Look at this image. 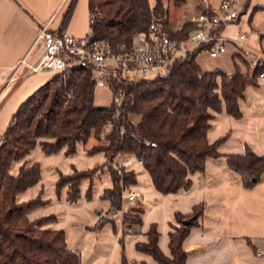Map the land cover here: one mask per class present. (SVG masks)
<instances>
[{
  "label": "trees",
  "instance_id": "1",
  "mask_svg": "<svg viewBox=\"0 0 264 264\" xmlns=\"http://www.w3.org/2000/svg\"><path fill=\"white\" fill-rule=\"evenodd\" d=\"M76 1L71 0L62 28L69 21ZM150 1L88 0L89 14L94 17L90 30L96 39L116 48L129 46L132 36L147 30L151 22L177 40L186 39L199 29L194 23H185L179 29L169 18L164 0H153L152 4ZM189 1L173 0V4L178 8ZM244 1L247 7L251 0ZM197 6L198 14L211 16L210 7ZM206 49L199 48L187 60L176 63L163 78L114 82L113 91L121 97L119 105L113 102L95 105V84L92 74L86 71L70 72L65 79L52 75L20 104L0 144V264H80V253L66 246L64 230L48 226L56 220L55 215L29 217L31 211L48 203L43 190L34 198L18 200L20 193L41 178L39 163L25 160L37 145L46 156L60 150L72 156L78 144L85 145L91 138L100 142V134L110 125L105 144L93 146L88 155H104L111 185L103 189L100 199L109 203L110 210H123L125 228L140 225L144 209L137 205L123 208V194L136 183V175L131 170H114L118 155H132L141 161L153 186L163 194L189 188V176L203 173L208 158L219 157L220 141L210 144L207 140L214 114L224 111L239 119V101L249 86H257L264 64L259 63L256 70L250 71L247 62L237 54L234 58L246 67V72L237 64L232 74L203 71L196 60ZM16 163L20 165L12 172ZM226 164L240 176L245 187L253 186L264 174V156L250 151L226 156ZM95 169L96 166L73 169L70 174L58 173L55 194L65 190L66 201L75 203L80 198L82 182L87 180L86 197L90 198L93 177L98 171ZM202 211L203 205L199 204L188 215L176 214L178 225H173L169 232V256L159 249V232L154 223L145 233L147 241L136 243V249L159 264H185L183 242ZM185 220H189L188 225L183 224ZM104 223L98 221L93 228ZM121 264L147 263L129 261L123 255Z\"/></svg>",
  "mask_w": 264,
  "mask_h": 264
},
{
  "label": "crops",
  "instance_id": "2",
  "mask_svg": "<svg viewBox=\"0 0 264 264\" xmlns=\"http://www.w3.org/2000/svg\"><path fill=\"white\" fill-rule=\"evenodd\" d=\"M207 1L208 7L221 2ZM70 3L71 0H0V143L20 104L52 77V74H35L23 78L19 74L8 84L14 64L27 53L37 32L48 22L51 29H60L74 37L89 32L88 0L76 1L69 21L62 28ZM259 8L264 10V6H257L254 11ZM228 25L222 30L224 37ZM241 33L244 32L229 40L238 39ZM254 50L264 54V47ZM35 52L39 51L29 55L28 62L36 59ZM236 53L233 48V59ZM239 110V119L224 111L214 114L207 140L210 144L220 141L219 157L208 158L203 173L189 176V188L163 194L155 189L143 167H134L136 183L130 188L137 193L133 204L144 209L140 225L125 228L120 213L110 210L109 203L100 199L103 188L99 194L102 205L95 208L96 216L90 224L73 219L69 228H59V217L52 212L56 220L48 226L64 230L66 246L80 253V264H121L123 255L129 261L159 264L149 254L138 251L136 243L147 241L145 233L154 223L159 232V249L169 256V232L173 225H178L176 214L188 215L202 204L203 211L183 242L185 264H264V256H256L257 250L264 249V174L253 186L245 187L240 176L226 164V156L243 155L246 151L264 156V79L246 89ZM52 173L56 177L53 170L49 175ZM50 181L54 195L55 180ZM52 198L45 205L54 200L57 204L61 202L55 196ZM66 204L72 203L66 201ZM106 212L112 213L110 221L94 229L99 216ZM107 225H112V234L105 230Z\"/></svg>",
  "mask_w": 264,
  "mask_h": 264
},
{
  "label": "built area",
  "instance_id": "3",
  "mask_svg": "<svg viewBox=\"0 0 264 264\" xmlns=\"http://www.w3.org/2000/svg\"><path fill=\"white\" fill-rule=\"evenodd\" d=\"M241 1L221 0L217 6L210 7L211 16H193L190 21L199 29L186 39H173L159 24L151 22L147 30L132 36L129 46L116 48L96 39L91 30L83 37H74L60 29H51L48 22L37 32L27 53L14 64L8 84L19 74L23 78L52 74L65 79L70 72L86 71L92 74L95 88L109 90L112 102L119 105L121 97L113 91L114 82L163 78L176 63L187 60L199 48L207 47L208 56L217 58L226 53L227 46H232L247 62L250 71H254L259 63L264 64V54L247 45L249 36L241 33L238 39L229 40L222 35L225 25L238 21L240 16L236 6ZM201 3L209 6L207 0H201ZM93 21L94 17L90 15V23ZM35 50L39 51L36 59L28 62V56ZM260 79H264V72L258 75L257 80ZM135 166L142 167L141 161L132 155H124L119 169L134 171ZM123 197L133 202L137 193L130 191ZM256 256L263 257L264 249L257 250Z\"/></svg>",
  "mask_w": 264,
  "mask_h": 264
},
{
  "label": "rangeland",
  "instance_id": "4",
  "mask_svg": "<svg viewBox=\"0 0 264 264\" xmlns=\"http://www.w3.org/2000/svg\"><path fill=\"white\" fill-rule=\"evenodd\" d=\"M151 4L153 0L150 1ZM201 0H190L188 3L179 6L176 8L173 4V0H164V6L168 12L169 18L179 26V29L185 23H191L190 19L192 14H198L196 9L197 5H201ZM203 5V4H202ZM205 6V5H204ZM264 6V0H251L247 7H245V1L242 0L237 6L236 9L240 15L239 21L229 24L226 28L225 37L228 39L237 38L238 32L242 31L246 33L249 38L246 41L249 47L253 49L261 50V47H264V10L259 8V11H254L255 7ZM171 21V22H172ZM230 37V38H229ZM261 42V46H260ZM37 54V52H35ZM238 53H236L237 55ZM203 71L212 72L215 70H220L228 74H232L235 71V64L238 68L244 73L246 72V67L242 65L240 60L233 59V48L227 46V51L220 57L210 58L207 53H202L198 56L196 60ZM112 93L107 89L95 88L94 94V103L96 106H107L112 102ZM109 128H104L101 136V141L97 142L91 138L85 145L78 144L76 147V152L72 156H66L64 150H60L58 153L46 156L41 151L37 145L33 151L26 157L25 160L29 163H39L41 170V178L37 184L28 188L24 192L18 195L19 201L29 200L36 197L39 194V191L43 190V197L49 199L56 197L61 199V202H52V204L44 205L36 208L35 210L29 213L31 219L39 218L41 216L49 215L54 212L58 219L59 228H69L70 223L73 219L81 221L83 224L91 223V218L96 216L95 208H98L102 205V201L99 199L100 191L103 188H106L111 185V180L109 178L108 170L110 169L104 163L103 154H96L93 156L88 155V150L96 145H104V137L107 136L110 132ZM2 142V139H1ZM1 144V143H0ZM124 160V155H118L113 163L114 170L122 171L119 169V165ZM20 163L13 165L12 172H15ZM96 166L95 170L97 174L93 177V191L90 198L86 197V191L88 188V181L85 180L81 184L80 198L77 203H72L71 205L66 204L65 199V190L61 191L60 195H56L54 191L53 195V186L51 185V179H57L58 173L70 174L73 169L78 171L93 169ZM107 167L102 169L103 167ZM56 172V177L53 174L49 175L50 171ZM101 178L100 180H97ZM54 181V182H55ZM131 188H127L124 192V195L129 193ZM53 199V198H52ZM124 206L125 209L128 206L134 205L133 202L128 201L125 197ZM118 211L123 219V210H114ZM112 213L101 214L98 218V221L107 222L110 221ZM117 226V224H116ZM112 234V225H107L105 230Z\"/></svg>",
  "mask_w": 264,
  "mask_h": 264
},
{
  "label": "water",
  "instance_id": "5",
  "mask_svg": "<svg viewBox=\"0 0 264 264\" xmlns=\"http://www.w3.org/2000/svg\"><path fill=\"white\" fill-rule=\"evenodd\" d=\"M183 224H184V225H188V224H189V220H185V221H183Z\"/></svg>",
  "mask_w": 264,
  "mask_h": 264
}]
</instances>
